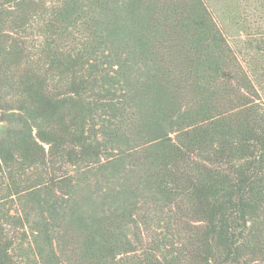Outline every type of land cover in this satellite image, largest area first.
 Here are the masks:
<instances>
[{"label": "trees", "instance_id": "16d2710c", "mask_svg": "<svg viewBox=\"0 0 264 264\" xmlns=\"http://www.w3.org/2000/svg\"><path fill=\"white\" fill-rule=\"evenodd\" d=\"M0 124V264H264V0H0Z\"/></svg>", "mask_w": 264, "mask_h": 264}, {"label": "rangeland", "instance_id": "374dc122", "mask_svg": "<svg viewBox=\"0 0 264 264\" xmlns=\"http://www.w3.org/2000/svg\"><path fill=\"white\" fill-rule=\"evenodd\" d=\"M213 9L216 11V6H213ZM223 28L225 29V32L231 43L237 44V46L242 49V52L245 53L247 57L250 53L251 47H248L246 44L247 41L244 33L247 30L245 27H243V24L236 22L230 17H226L223 22Z\"/></svg>", "mask_w": 264, "mask_h": 264}]
</instances>
